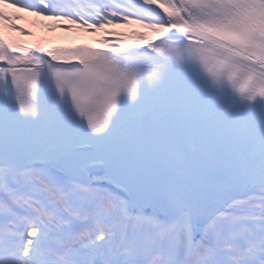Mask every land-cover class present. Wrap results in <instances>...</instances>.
Masks as SVG:
<instances>
[{
  "label": "snow or ice",
  "instance_id": "1",
  "mask_svg": "<svg viewBox=\"0 0 264 264\" xmlns=\"http://www.w3.org/2000/svg\"><path fill=\"white\" fill-rule=\"evenodd\" d=\"M0 264H264V0H0Z\"/></svg>",
  "mask_w": 264,
  "mask_h": 264
},
{
  "label": "rangeland",
  "instance_id": "2",
  "mask_svg": "<svg viewBox=\"0 0 264 264\" xmlns=\"http://www.w3.org/2000/svg\"><path fill=\"white\" fill-rule=\"evenodd\" d=\"M30 23H31V19L28 21V26H30ZM31 27V26H30ZM138 27V26H137ZM32 28V27H31ZM139 29V27H138ZM41 35H44L45 31L43 30V28L41 29L40 27L37 29ZM122 31L120 30H117V28H114V29H110V30H107V31H114V32H117V33H120L125 37H128L130 34H128V32L125 30V28H121ZM134 33V32H133ZM105 33H99L97 35H91V34H82L80 33L78 30H72L70 32H67V33H63V32H60V31H56L53 35H49V37H52L53 38V41L55 43H59V42H70L71 40H84V41H92V42H99L100 39H102V37H104ZM52 38H47L45 37V41H47L48 43H52ZM110 38V37H108ZM113 38V37H112ZM55 39V40H54Z\"/></svg>",
  "mask_w": 264,
  "mask_h": 264
},
{
  "label": "bare ground",
  "instance_id": "3",
  "mask_svg": "<svg viewBox=\"0 0 264 264\" xmlns=\"http://www.w3.org/2000/svg\"><path fill=\"white\" fill-rule=\"evenodd\" d=\"M139 24H135V23H133V24H131V25H128V26H121V27H124L125 28V30L128 32V34H132L133 32L134 33H144V34H148V35H151V33H150V30L149 29H147V28H145V27H143V25L142 24H140L139 26H138ZM139 27V30H138V27ZM121 27H117V30H120V31H122L121 30ZM37 32V30H35V33L31 36V37H28V36H21L20 34L19 35H17V34H15V33H10L9 35L14 39V40H16V41H18L19 43H22V44H24V45H26V46H29V45H32V44H34V43H42V44H44V45H46V46H48V47H52L51 45H49V44H47L46 42H45V40H44V38L42 37V35L40 36V34L39 33H36ZM122 37H124L122 34H121V36L119 37V38H121V39H123ZM126 38V37H125ZM109 39H114V38H112V37H110ZM78 44L80 45H86L87 43H85L86 41H84V40H78ZM77 44V45H78ZM96 48H98V49H104V50H107V46L106 45H104V44H101V43H98L96 46H95Z\"/></svg>",
  "mask_w": 264,
  "mask_h": 264
}]
</instances>
